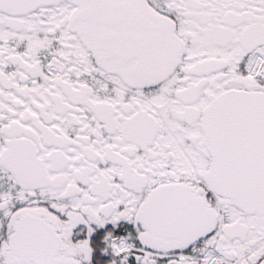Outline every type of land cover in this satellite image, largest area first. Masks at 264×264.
Instances as JSON below:
<instances>
[{
  "label": "snow or ice",
  "instance_id": "1",
  "mask_svg": "<svg viewBox=\"0 0 264 264\" xmlns=\"http://www.w3.org/2000/svg\"><path fill=\"white\" fill-rule=\"evenodd\" d=\"M0 264H264V0H0Z\"/></svg>",
  "mask_w": 264,
  "mask_h": 264
}]
</instances>
